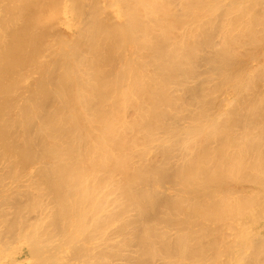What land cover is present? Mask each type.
Returning a JSON list of instances; mask_svg holds the SVG:
<instances>
[{
  "label": "bare ground",
  "instance_id": "6f19581e",
  "mask_svg": "<svg viewBox=\"0 0 264 264\" xmlns=\"http://www.w3.org/2000/svg\"><path fill=\"white\" fill-rule=\"evenodd\" d=\"M0 264H264V0H0Z\"/></svg>",
  "mask_w": 264,
  "mask_h": 264
}]
</instances>
